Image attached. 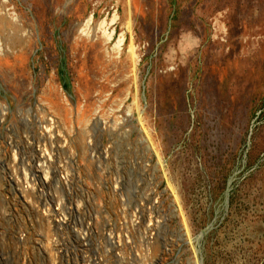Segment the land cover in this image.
<instances>
[{
    "label": "rangeland",
    "instance_id": "1",
    "mask_svg": "<svg viewBox=\"0 0 264 264\" xmlns=\"http://www.w3.org/2000/svg\"><path fill=\"white\" fill-rule=\"evenodd\" d=\"M0 20V264H264V0Z\"/></svg>",
    "mask_w": 264,
    "mask_h": 264
},
{
    "label": "bare ground",
    "instance_id": "2",
    "mask_svg": "<svg viewBox=\"0 0 264 264\" xmlns=\"http://www.w3.org/2000/svg\"><path fill=\"white\" fill-rule=\"evenodd\" d=\"M12 21L14 22V17H11ZM92 21L93 19H89L88 22L86 23V25H84V28H83V34L87 37H93L95 34H97L98 36H100L103 41L105 42V44H109V43H112L113 41V36L112 34L108 31L107 29V26H106V22L103 21L100 23L99 27H98V30L96 31L95 28L93 27L92 25ZM13 28H17L18 25L17 23H13L12 24ZM0 28L3 30V31H8L7 27H6V24L0 20ZM12 29L9 30V33L10 35L12 34V32L14 33L15 31ZM128 30L130 31L131 30V26L128 27ZM126 39V37H125ZM124 37L121 36L119 41L117 42V44L115 45L113 51L116 53V55L118 56L120 53H121V47L124 46ZM123 48V47H122ZM131 57H132V70H133V73L135 74L136 72V68L138 67L137 66V63H138V56H137V53H136V50H135V47L133 45L130 46V51H129ZM120 56V55H119ZM58 114V113H57ZM45 164V163H44ZM44 164L41 166V169L42 171L44 170L45 171V166ZM43 171V172H44Z\"/></svg>",
    "mask_w": 264,
    "mask_h": 264
}]
</instances>
